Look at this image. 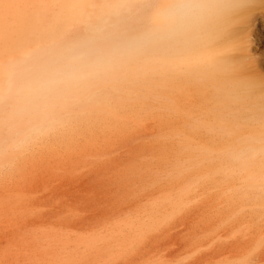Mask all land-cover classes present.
Instances as JSON below:
<instances>
[{
    "label": "rangeland",
    "instance_id": "1",
    "mask_svg": "<svg viewBox=\"0 0 264 264\" xmlns=\"http://www.w3.org/2000/svg\"><path fill=\"white\" fill-rule=\"evenodd\" d=\"M159 92L2 162L0 264H264V169L230 174L232 138L182 116L198 113L191 86L179 112Z\"/></svg>",
    "mask_w": 264,
    "mask_h": 264
},
{
    "label": "bare ground",
    "instance_id": "2",
    "mask_svg": "<svg viewBox=\"0 0 264 264\" xmlns=\"http://www.w3.org/2000/svg\"><path fill=\"white\" fill-rule=\"evenodd\" d=\"M155 3L0 0V166L13 154L32 150L36 140L158 89L162 107L179 112L174 95L188 85L199 101L198 113L185 110L182 116L205 120L222 138L234 141L239 135L238 142L223 145L220 166L244 174L246 181L259 179L264 52L259 56L255 48L264 49V0H239L237 8L180 42L137 47V38L155 23ZM41 62L73 67L78 79L48 103L22 113L10 85L18 83L21 66Z\"/></svg>",
    "mask_w": 264,
    "mask_h": 264
},
{
    "label": "clouds",
    "instance_id": "3",
    "mask_svg": "<svg viewBox=\"0 0 264 264\" xmlns=\"http://www.w3.org/2000/svg\"><path fill=\"white\" fill-rule=\"evenodd\" d=\"M238 6L239 0H156L155 23L137 38L135 46L180 42ZM18 76V83L10 85V89L18 97L21 112L26 113L55 98L61 89L78 79V72L70 66L41 62L24 64Z\"/></svg>",
    "mask_w": 264,
    "mask_h": 264
}]
</instances>
